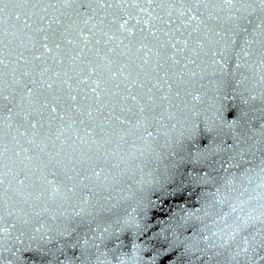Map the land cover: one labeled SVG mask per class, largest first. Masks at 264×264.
Returning <instances> with one entry per match:
<instances>
[{
  "label": "snow or ice",
  "instance_id": "1",
  "mask_svg": "<svg viewBox=\"0 0 264 264\" xmlns=\"http://www.w3.org/2000/svg\"><path fill=\"white\" fill-rule=\"evenodd\" d=\"M0 264H264V0H0Z\"/></svg>",
  "mask_w": 264,
  "mask_h": 264
}]
</instances>
